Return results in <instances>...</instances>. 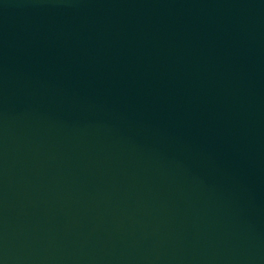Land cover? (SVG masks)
<instances>
[{
    "label": "water",
    "instance_id": "1",
    "mask_svg": "<svg viewBox=\"0 0 264 264\" xmlns=\"http://www.w3.org/2000/svg\"><path fill=\"white\" fill-rule=\"evenodd\" d=\"M0 264H264V0H0Z\"/></svg>",
    "mask_w": 264,
    "mask_h": 264
}]
</instances>
